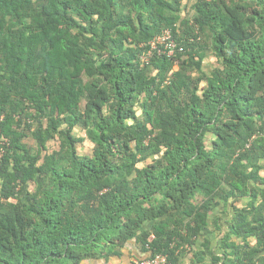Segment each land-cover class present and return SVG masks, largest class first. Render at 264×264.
I'll list each match as a JSON object with an SVG mask.
<instances>
[{"label":"trees","instance_id":"trees-1","mask_svg":"<svg viewBox=\"0 0 264 264\" xmlns=\"http://www.w3.org/2000/svg\"><path fill=\"white\" fill-rule=\"evenodd\" d=\"M180 6L0 0V264H264V0Z\"/></svg>","mask_w":264,"mask_h":264},{"label":"clouds","instance_id":"clouds-1","mask_svg":"<svg viewBox=\"0 0 264 264\" xmlns=\"http://www.w3.org/2000/svg\"><path fill=\"white\" fill-rule=\"evenodd\" d=\"M181 18H183V17L181 16ZM181 18L179 20L180 23H181ZM180 23H178L177 25L179 26ZM173 29H174L173 27L162 28L160 33L156 36L155 40L151 43L153 50H155L157 52V55L159 57L165 56L166 59H168V60H173L174 57L178 53H182L184 56L183 58H187L188 56L186 54H184L185 51H182V49L178 50V48H177V44H176L175 40L173 39ZM176 32L180 33V35H181L180 30L177 28H176ZM195 34H197V33H195ZM177 70H178V65L175 62L173 65V68H172V72H175ZM168 80H169V76L166 79V81H168ZM0 116H2V120H3L4 114H0ZM2 120H1V122H2ZM262 137L264 138V129H263Z\"/></svg>","mask_w":264,"mask_h":264},{"label":"rangeland","instance_id":"rangeland-1","mask_svg":"<svg viewBox=\"0 0 264 264\" xmlns=\"http://www.w3.org/2000/svg\"><path fill=\"white\" fill-rule=\"evenodd\" d=\"M181 6L180 8H182V12H181V16L187 17L189 18L193 12H192V8L193 5L195 3V0H180ZM205 43L204 41L200 42V44ZM217 65L216 59L215 57L208 51L206 53V58L204 59L203 63H202V69L203 72L207 71H211L215 66ZM75 134L80 137V136H84L83 132H80V129H75ZM24 142L28 145V146H32V148H34V142L30 137H27ZM49 148L48 151L51 152L53 149L57 148V142L55 140L49 142L48 144ZM87 147H91L90 144L85 141L82 145L79 146V152L80 154H85L87 152ZM191 255L186 256V258H190Z\"/></svg>","mask_w":264,"mask_h":264},{"label":"crops","instance_id":"crops-1","mask_svg":"<svg viewBox=\"0 0 264 264\" xmlns=\"http://www.w3.org/2000/svg\"><path fill=\"white\" fill-rule=\"evenodd\" d=\"M118 251V250H117ZM192 254H188V256ZM145 255L134 245L129 244L122 250H119V254L116 256H110L107 259L104 257H98L96 259H87L80 264H129L135 259H143ZM190 258H186L181 261L180 264H190Z\"/></svg>","mask_w":264,"mask_h":264},{"label":"built area","instance_id":"built-area-1","mask_svg":"<svg viewBox=\"0 0 264 264\" xmlns=\"http://www.w3.org/2000/svg\"><path fill=\"white\" fill-rule=\"evenodd\" d=\"M2 120V116H0V122ZM7 144V142L2 141L0 144ZM4 151L0 148V159ZM129 264H167V258L163 255H156L153 258H145V259H135Z\"/></svg>","mask_w":264,"mask_h":264}]
</instances>
